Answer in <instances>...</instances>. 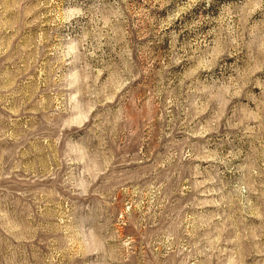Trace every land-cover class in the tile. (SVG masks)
I'll use <instances>...</instances> for the list:
<instances>
[{
	"label": "rangeland",
	"instance_id": "obj_1",
	"mask_svg": "<svg viewBox=\"0 0 264 264\" xmlns=\"http://www.w3.org/2000/svg\"><path fill=\"white\" fill-rule=\"evenodd\" d=\"M0 264H264V0H0Z\"/></svg>",
	"mask_w": 264,
	"mask_h": 264
}]
</instances>
